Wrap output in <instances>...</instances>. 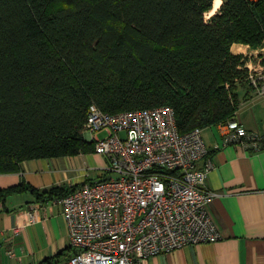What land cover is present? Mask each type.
Masks as SVG:
<instances>
[{
	"label": "trees",
	"instance_id": "1",
	"mask_svg": "<svg viewBox=\"0 0 264 264\" xmlns=\"http://www.w3.org/2000/svg\"><path fill=\"white\" fill-rule=\"evenodd\" d=\"M0 0V174L26 160L95 152L83 132L105 112L170 105L182 133L235 118L244 63L234 43L264 39V0ZM230 84V86H228ZM73 186L22 181L40 202ZM50 262L49 260H47Z\"/></svg>",
	"mask_w": 264,
	"mask_h": 264
},
{
	"label": "built area",
	"instance_id": "2",
	"mask_svg": "<svg viewBox=\"0 0 264 264\" xmlns=\"http://www.w3.org/2000/svg\"><path fill=\"white\" fill-rule=\"evenodd\" d=\"M242 61V76L247 71L251 85L264 94V63ZM219 124L226 144L253 150L264 145V134L248 131L236 118ZM83 132L106 164L95 179L85 169V179L68 195L47 202L61 206L75 249L65 264H145L162 253L221 239L210 212L214 192L206 179L214 164L202 127L182 133L170 105L109 113L93 102ZM28 217L29 224L37 220L34 211Z\"/></svg>",
	"mask_w": 264,
	"mask_h": 264
},
{
	"label": "crops",
	"instance_id": "3",
	"mask_svg": "<svg viewBox=\"0 0 264 264\" xmlns=\"http://www.w3.org/2000/svg\"><path fill=\"white\" fill-rule=\"evenodd\" d=\"M235 45L241 44L232 45L234 54L246 50L233 49ZM240 88L235 118L248 131L264 134V94L250 86ZM225 137L220 124L203 128L214 164L206 179L208 189L214 192L210 212L221 239L162 253L145 264H264V145L253 150L242 143L226 144ZM100 155L26 160L20 172L0 174V188L22 181L41 190L55 185L70 187L85 179V166L101 160ZM205 162H199V167ZM89 178L97 177L90 174ZM32 211L37 220L29 224ZM74 252L61 206L40 202L29 192L0 201V264H65Z\"/></svg>",
	"mask_w": 264,
	"mask_h": 264
},
{
	"label": "rangeland",
	"instance_id": "4",
	"mask_svg": "<svg viewBox=\"0 0 264 264\" xmlns=\"http://www.w3.org/2000/svg\"><path fill=\"white\" fill-rule=\"evenodd\" d=\"M224 2V0H223ZM214 7V5H213ZM219 10V9H218ZM218 10L216 12H218ZM212 12V10H211ZM209 11H207L205 13V19L206 20H209L214 14H212ZM215 12V13H216ZM243 46H245L246 50L243 51V52H239L237 54L241 55L242 56V60H245V61H248L253 64H257L258 62H263L264 63V39L262 41L261 44L257 45V46H251L249 44H242V43H239ZM243 53V54H242ZM247 76V71H244V76H242L241 78H238L233 84L238 86V90L241 89L240 87L244 88L245 87H252V89H255L251 84H253L252 81L248 80L246 78ZM230 86V84H229ZM240 86V87H239ZM240 93L242 94L243 92L240 91ZM94 156V155H93ZM101 156V155H100ZM102 159H97L96 163L95 164H89V165H86L85 168L86 169H89L90 172H91V175L95 178L97 176H95V174L97 173V171L101 168V167H104L105 164H106V160L103 158V156H101ZM83 159V158H82Z\"/></svg>",
	"mask_w": 264,
	"mask_h": 264
},
{
	"label": "bare ground",
	"instance_id": "5",
	"mask_svg": "<svg viewBox=\"0 0 264 264\" xmlns=\"http://www.w3.org/2000/svg\"><path fill=\"white\" fill-rule=\"evenodd\" d=\"M222 3H223V0H214V8H213V10H212V14H214L215 13V10H217V8H219L221 5H222ZM237 47H240V48H242V49H244L245 47L244 46H242V45H235L234 47H233V49H236Z\"/></svg>",
	"mask_w": 264,
	"mask_h": 264
}]
</instances>
